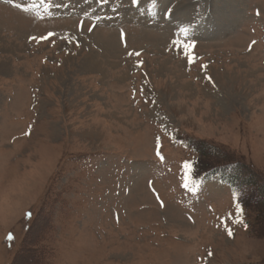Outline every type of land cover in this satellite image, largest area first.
Segmentation results:
<instances>
[{"label": "rangeland", "instance_id": "374dc122", "mask_svg": "<svg viewBox=\"0 0 264 264\" xmlns=\"http://www.w3.org/2000/svg\"><path fill=\"white\" fill-rule=\"evenodd\" d=\"M202 142L264 180V0H0V264H260Z\"/></svg>", "mask_w": 264, "mask_h": 264}, {"label": "trees", "instance_id": "16d2710c", "mask_svg": "<svg viewBox=\"0 0 264 264\" xmlns=\"http://www.w3.org/2000/svg\"><path fill=\"white\" fill-rule=\"evenodd\" d=\"M206 150L203 151L204 161H208L209 164H212V170L214 172L222 173L229 180L234 182L248 183L257 187L260 195L259 200V212L256 216V221H258L262 226L264 225V180L259 178L258 172L252 168V166L245 161L235 160L232 158L224 157L226 153L221 147L212 146L209 144L200 143ZM205 154V155H204ZM257 222V226H258ZM32 247L30 248L31 251ZM36 253L33 251L32 254ZM260 264H264L262 261Z\"/></svg>", "mask_w": 264, "mask_h": 264}, {"label": "snow or ice", "instance_id": "6c2138e0", "mask_svg": "<svg viewBox=\"0 0 264 264\" xmlns=\"http://www.w3.org/2000/svg\"><path fill=\"white\" fill-rule=\"evenodd\" d=\"M133 2H136V0H133ZM181 31L184 32V33L186 34V33L188 32V29H187V28H183V29H181ZM48 35L51 36V35H53V33H49ZM121 35L123 36V33H122ZM47 38H48V37H46V36H44V37H39V38H37V37H35V36L30 37V39H31V40H34V41L37 40V39L43 40V39H47ZM254 43H255V41H253V44H254ZM172 44H173V46H178V47L182 48V49L185 50L186 52L192 47L191 44L184 43V42L180 41L179 39L173 40V41H172ZM250 47H251V46H250ZM135 55L139 56L140 53L137 52V53H135ZM189 59H190V62H191V57H189ZM140 63H142V61H141ZM205 67H206V66H205ZM209 79H211V78L209 77ZM157 155L160 156L159 153H157ZM160 159L163 160V159H164L163 156H160ZM184 167H185V168H190V165L185 164ZM236 207H237V210H239V205H238V204L236 205ZM28 216H29V218H30V217H31V213H28ZM226 231L228 232V235H230V236L232 235V232H231L230 229H227V228H226ZM8 239L11 240V239H13V237H12L11 235H9ZM209 255H211V253H209Z\"/></svg>", "mask_w": 264, "mask_h": 264}]
</instances>
